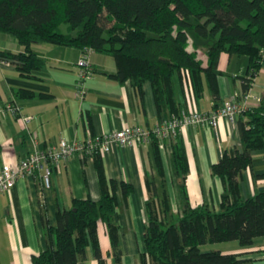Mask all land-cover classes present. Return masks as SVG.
I'll return each instance as SVG.
<instances>
[{"label":"trees","instance_id":"1","mask_svg":"<svg viewBox=\"0 0 264 264\" xmlns=\"http://www.w3.org/2000/svg\"><path fill=\"white\" fill-rule=\"evenodd\" d=\"M63 23L66 31L60 28ZM0 31L14 36L23 46L20 51L0 49V58L15 62L23 77H34L35 70L44 64V58L32 48L36 42L109 53L116 69L104 72L119 82L129 79L140 103L143 82L148 80L160 119L180 111L175 79L181 90L185 85L189 87L195 100L207 86L213 107L221 103L216 80L221 52L248 58L241 93L248 91L264 62V0H0ZM14 95L45 94L18 87ZM263 107L260 102L245 109L250 118L239 122L242 149H226L211 164L212 173L219 175L224 185L219 210L210 209L206 203L190 204L185 187L188 160L177 132L171 158L183 206L179 214L172 211L163 187L161 138L151 137L155 171L163 188L158 191L155 178L145 177L149 196L145 201L147 223L140 264L236 263L237 252L202 250L201 244L230 239L249 244L256 235L264 234V190L242 198L238 185L240 171L250 163L251 149L264 145ZM86 156L92 157L100 195L96 199L73 197L68 208L57 207V222L50 225L44 198L38 194L42 220L54 241L32 255V264H78L88 256V247L98 264H105L98 222L104 224L108 237L107 254L114 264H122L120 224L114 218L117 191L126 204L132 185L106 177L97 149L82 154L83 159Z\"/></svg>","mask_w":264,"mask_h":264},{"label":"crops","instance_id":"2","mask_svg":"<svg viewBox=\"0 0 264 264\" xmlns=\"http://www.w3.org/2000/svg\"><path fill=\"white\" fill-rule=\"evenodd\" d=\"M2 48L23 50L14 36L0 31ZM32 48L44 58L43 66L35 70L34 77L21 76L15 62L0 58V167L3 163L15 166L33 147L56 144L61 137L76 140L125 124L152 126L160 121L150 82H143V103H140L129 79L119 82L104 72L116 69L109 53L96 50L89 53L93 72L84 83L81 97L76 95V61L83 49L51 42H36ZM202 59L205 64L204 55ZM247 63L246 55L226 52H221L218 60L219 101L236 98L245 106L233 121L220 118L214 127L189 124L179 130L188 160L185 187L193 206L206 203L210 209H220L224 185L221 177L212 173L211 164L226 149L233 146L242 149L239 122L250 118L245 109L260 102L264 104V62L248 91L241 93ZM174 84L180 109L215 108L207 86L202 96L195 100L187 85L181 90L176 79ZM18 87L45 95L16 97L14 89ZM8 102L16 105V110L6 107ZM22 115L33 117L24 120ZM173 137L161 139L159 149L165 174L163 187L168 192L172 211L179 214L183 199L179 177L172 165ZM151 149L149 142L114 143L108 151L101 153L106 177L132 185L126 204L120 190L117 191L118 208L114 218L120 224L122 264H140V253L144 250L145 201L149 196L145 177L155 178L158 191L163 188L156 175ZM238 185L242 198L264 190V145L251 149L250 163L240 171ZM39 193L44 198L46 220L50 225L57 222V207L68 208L73 197L98 198L100 192L92 157L83 159L80 153H72L54 170L49 187H41L39 177L26 174L18 177L9 190H0V264H32V255L54 241L42 220ZM97 227L105 264H114L107 254L110 247L104 224L98 222ZM200 247L202 250L237 252L239 260L231 264H264V234L256 235L249 244L230 239L205 242ZM78 264H98L90 247L88 256Z\"/></svg>","mask_w":264,"mask_h":264},{"label":"built area","instance_id":"3","mask_svg":"<svg viewBox=\"0 0 264 264\" xmlns=\"http://www.w3.org/2000/svg\"><path fill=\"white\" fill-rule=\"evenodd\" d=\"M91 51V48L86 47L76 61L78 66L76 79L77 96L82 97V93L85 90L84 83L93 72L89 61V53ZM6 107L16 110L17 106L12 102H8ZM244 107L240 100L232 98L224 100L211 110L180 109L178 114L164 117L152 126L125 124L111 131L89 133L82 139L70 140L61 137L56 144L48 145L44 148L33 147L15 166L10 163H3L0 167V190H9L18 177L26 174L39 177L41 187H49L54 170L72 153L78 152L82 155L84 152L90 153L95 149L102 153L108 151L114 143L134 144L137 142H149L152 136L161 139L171 138L179 132L182 126L189 124H202L214 127L220 118L233 121L236 114L241 112ZM22 116L24 120L33 117L32 115Z\"/></svg>","mask_w":264,"mask_h":264},{"label":"rangeland","instance_id":"4","mask_svg":"<svg viewBox=\"0 0 264 264\" xmlns=\"http://www.w3.org/2000/svg\"><path fill=\"white\" fill-rule=\"evenodd\" d=\"M60 28H61V30L66 31V23L61 24Z\"/></svg>","mask_w":264,"mask_h":264}]
</instances>
